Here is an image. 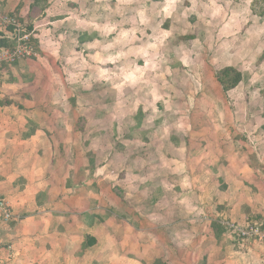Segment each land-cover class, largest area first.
<instances>
[{"label": "crops", "instance_id": "obj_1", "mask_svg": "<svg viewBox=\"0 0 264 264\" xmlns=\"http://www.w3.org/2000/svg\"><path fill=\"white\" fill-rule=\"evenodd\" d=\"M25 5L0 0V14ZM51 66L38 58L0 70V195L15 217L0 225V264H264V243L223 225L264 229V168L227 159L225 145L196 153L144 130L130 142L143 166L124 175L125 150L100 113L93 131L70 126Z\"/></svg>", "mask_w": 264, "mask_h": 264}, {"label": "rangeland", "instance_id": "obj_2", "mask_svg": "<svg viewBox=\"0 0 264 264\" xmlns=\"http://www.w3.org/2000/svg\"><path fill=\"white\" fill-rule=\"evenodd\" d=\"M26 3L9 14L33 36L38 58L54 66L51 89L70 99V126L93 131V112L100 113L125 150L124 175L143 166L133 163L130 142L144 130L147 141L171 133L196 153L211 141L225 145L227 159L264 168V16L257 13L264 0ZM225 67L243 75L229 92L217 79ZM78 109L85 116L73 114Z\"/></svg>", "mask_w": 264, "mask_h": 264}, {"label": "built area", "instance_id": "obj_3", "mask_svg": "<svg viewBox=\"0 0 264 264\" xmlns=\"http://www.w3.org/2000/svg\"><path fill=\"white\" fill-rule=\"evenodd\" d=\"M10 14H0V38L9 39L11 46L0 48V70L4 65H14L22 60L38 59L33 44V36ZM15 219L7 200L0 195V225L10 224ZM231 236L243 241L264 243V229L259 224L241 226L232 221L223 223Z\"/></svg>", "mask_w": 264, "mask_h": 264}, {"label": "trees", "instance_id": "obj_4", "mask_svg": "<svg viewBox=\"0 0 264 264\" xmlns=\"http://www.w3.org/2000/svg\"><path fill=\"white\" fill-rule=\"evenodd\" d=\"M257 13L261 16H264V12H257ZM1 36L2 34L0 33V37ZM32 41H33L32 45L35 46L34 39ZM11 44L12 42L9 39L0 38V48H3L5 46H11ZM217 79L218 82L223 87L224 91L229 92L239 86V84L243 80V75L239 70L233 67H225L219 72Z\"/></svg>", "mask_w": 264, "mask_h": 264}]
</instances>
